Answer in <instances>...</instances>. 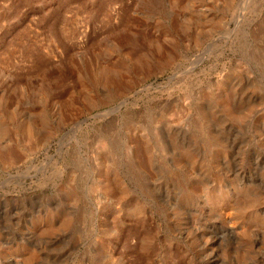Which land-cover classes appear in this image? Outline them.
<instances>
[{"label":"rangeland","instance_id":"rangeland-1","mask_svg":"<svg viewBox=\"0 0 264 264\" xmlns=\"http://www.w3.org/2000/svg\"><path fill=\"white\" fill-rule=\"evenodd\" d=\"M0 264H264V0H0Z\"/></svg>","mask_w":264,"mask_h":264},{"label":"water","instance_id":"water-1","mask_svg":"<svg viewBox=\"0 0 264 264\" xmlns=\"http://www.w3.org/2000/svg\"><path fill=\"white\" fill-rule=\"evenodd\" d=\"M151 84V83H150ZM137 91H134V93H136ZM97 114H99V112H97V113H95V114H93V115H97Z\"/></svg>","mask_w":264,"mask_h":264}]
</instances>
